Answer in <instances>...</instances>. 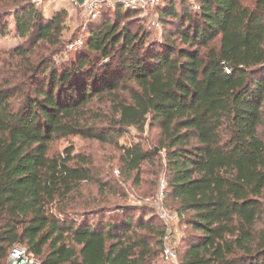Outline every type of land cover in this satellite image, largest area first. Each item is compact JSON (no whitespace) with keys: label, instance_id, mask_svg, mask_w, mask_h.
<instances>
[{"label":"trees","instance_id":"1","mask_svg":"<svg viewBox=\"0 0 264 264\" xmlns=\"http://www.w3.org/2000/svg\"><path fill=\"white\" fill-rule=\"evenodd\" d=\"M4 5L0 36L13 15L23 42L5 58L0 49V264L16 245L40 264L163 258L168 227L153 209L135 219L124 204L92 220L96 202L80 191L98 182L93 160L51 152L56 139L105 143L148 121L158 150L121 146L122 170L164 152L170 212L192 229L181 254L175 246L179 264H264V0H195L180 12L171 0L154 9L161 38L121 26L140 11L119 5L72 50L61 14Z\"/></svg>","mask_w":264,"mask_h":264},{"label":"rangeland","instance_id":"2","mask_svg":"<svg viewBox=\"0 0 264 264\" xmlns=\"http://www.w3.org/2000/svg\"><path fill=\"white\" fill-rule=\"evenodd\" d=\"M170 1L166 0L162 6L168 7ZM3 2L5 3L3 11L9 14L13 13L17 6L26 3L35 4L36 7L42 10L44 16L49 19L56 14H61L66 23L62 39L67 44L69 42L75 44L80 41L84 43L92 24H100L104 18L109 19L110 22L116 19L114 7L102 9L98 12L99 14L96 18H89L85 10L73 0H0V5ZM173 2L176 9L180 12L182 5H193L195 0H173ZM152 13L154 15V10L150 11L149 16H141V14L123 16L120 19L121 26L127 23L131 29L136 31L137 27L143 25L151 32L153 38H161L163 34L162 26L156 28L150 24L152 16L150 14ZM7 21L9 26L7 33L0 36V49L2 50L1 55L3 58L7 57L6 54L15 46L23 42L16 35L15 18L13 15H9ZM169 29H172L171 26H169ZM160 139V129L157 126H152L150 121H148L144 130L131 127L128 133L105 143L84 139L80 136L56 139L51 143V152L63 153L64 150L72 147L75 149V152L88 155L93 160L95 164L94 172L98 178V182L85 184L80 191L82 198L86 202H96V208L92 205L89 207V209H96L91 211L93 212L91 216L92 220L96 219L95 217L98 216L97 210H100L104 219L111 221L122 211L117 207L124 204L134 205L131 209L135 215V219L138 215H142L144 211L140 210L139 207L147 208V215H150V209H153L154 214L160 218L158 205L162 198V183L167 182L164 152H161L156 160L144 162L139 171L132 172L129 175L122 170L123 166L121 162L123 154L121 146H129L133 142H139L147 150H152L153 148L158 150ZM163 199L166 208L174 212L169 209V207L172 208L171 203L167 202L165 194L163 195ZM164 224L166 225V222ZM171 227L174 231L172 244L177 247L178 252L181 254L184 251L183 239L192 232V229L186 227L181 220H175L171 223ZM3 264H6V261ZM153 264L171 263H168L160 256L153 261Z\"/></svg>","mask_w":264,"mask_h":264},{"label":"built area","instance_id":"3","mask_svg":"<svg viewBox=\"0 0 264 264\" xmlns=\"http://www.w3.org/2000/svg\"><path fill=\"white\" fill-rule=\"evenodd\" d=\"M76 3V2H75ZM164 0H85L83 5H80L86 12L87 16L90 18H96L98 12L102 9L108 7H117L122 6L127 10H137L140 11L141 16H149L150 11H153L156 7L162 5ZM77 4V3H76ZM152 15V16H151ZM151 20L150 24L153 27H160L159 22L157 21L156 15L153 13L150 14ZM83 42L70 43L68 49L72 50L76 45H82ZM167 183H162V193H161V202L158 205V211L160 217L167 224V232L165 236V249L163 253V259L171 264H179L178 253L175 246L172 244L173 239V229L171 223L175 221V215L172 214L164 204V190L166 189ZM6 264H40L37 257L30 252L27 248L16 245L14 246L7 258Z\"/></svg>","mask_w":264,"mask_h":264},{"label":"water","instance_id":"4","mask_svg":"<svg viewBox=\"0 0 264 264\" xmlns=\"http://www.w3.org/2000/svg\"><path fill=\"white\" fill-rule=\"evenodd\" d=\"M75 1L78 5H83L85 0H73Z\"/></svg>","mask_w":264,"mask_h":264}]
</instances>
